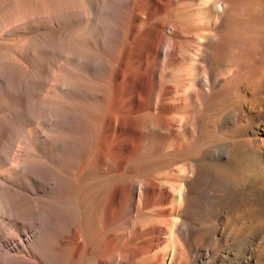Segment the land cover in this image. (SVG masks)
<instances>
[{
	"label": "bare ground",
	"instance_id": "1",
	"mask_svg": "<svg viewBox=\"0 0 264 264\" xmlns=\"http://www.w3.org/2000/svg\"><path fill=\"white\" fill-rule=\"evenodd\" d=\"M242 195L264 0H0V264H260L264 227L213 248Z\"/></svg>",
	"mask_w": 264,
	"mask_h": 264
},
{
	"label": "rangeland",
	"instance_id": "2",
	"mask_svg": "<svg viewBox=\"0 0 264 264\" xmlns=\"http://www.w3.org/2000/svg\"><path fill=\"white\" fill-rule=\"evenodd\" d=\"M242 196H240L238 198V200H239L240 204H242L243 210L234 213V217L237 219V222L235 224L231 223V217L232 216H227L226 218L224 216V217L221 218V220L217 219V220L214 221V223L219 224V225H221L223 223L227 225V228L225 229V233H224V234H226V236H228L227 241L225 242V240H223L225 238V235L223 234L224 236L223 235L215 236L214 239L216 238V240L213 243V245H214L213 248L216 249V251L218 250L217 252H219L220 255L222 254L223 257L226 256V255H232V253L234 252L233 251L234 250L233 249V245L235 246V245H238V244L246 242L245 235H243V231H244V228L246 226H248L250 224L252 226L254 225L253 227L256 226L255 230L264 227V222H262V221L259 222L257 220L250 221V220H248L246 218V215H247L246 213H247V210H249V208H248V206L245 203L246 196L245 195H242ZM219 239H221L222 241L219 240ZM262 254H263L262 256L264 257V248H263ZM260 256L261 255L259 254L257 256V258L254 259V261L257 262ZM259 263L260 264H264V259H260Z\"/></svg>",
	"mask_w": 264,
	"mask_h": 264
}]
</instances>
